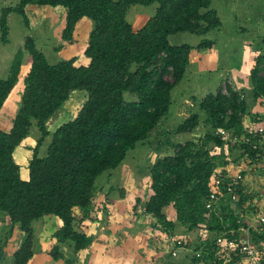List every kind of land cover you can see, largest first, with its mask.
<instances>
[{
  "label": "trees",
  "instance_id": "16d2710c",
  "mask_svg": "<svg viewBox=\"0 0 264 264\" xmlns=\"http://www.w3.org/2000/svg\"><path fill=\"white\" fill-rule=\"evenodd\" d=\"M211 2L18 0L15 7L1 10L3 44L7 43L9 33L8 15H18L28 27L26 8L30 6L65 10L61 40L66 44L73 43L81 19L93 22L84 50L86 65H77L75 58L50 65L36 48L34 39L30 36L24 39L23 50L31 57V64L23 78L12 126L8 132L0 130V217L7 219L11 229L17 227L24 237L12 255V264H27L32 258L31 224L45 216H53L61 223L54 234L58 243H71L74 253L90 247L93 237L81 225L90 218L96 182L103 173L116 169L137 144L147 141L168 116L172 92L184 79L194 49L185 44L173 46L168 37L177 33L204 36L218 29L221 21ZM154 3L157 4L154 16L134 29L126 19L128 9ZM262 40L264 43V37ZM211 45V41L203 40L195 49ZM22 57L20 50L6 76L0 78V111L18 81ZM263 69L264 55L256 58L249 73L254 104H264ZM74 91L86 92L85 103L74 119L49 132L47 121L62 109ZM124 94L134 95L136 101H126ZM198 109L188 114L175 134L190 136L199 125L203 134L172 144V153L149 169L150 194L137 198L133 210L143 208L142 213L154 219L153 227H158L162 236H176L177 228L187 234L198 233L196 243L191 239V251L184 252L191 256V264H232L239 257L232 256L227 262L217 259L216 239L237 237L244 227L250 244L263 250L264 227L250 225L258 216H264L256 215L263 199L262 194L258 198L256 191L243 185L245 171H242L232 200L226 191L229 180L225 167L242 161L244 166L254 165L253 170L259 165L264 170V133L257 136L261 143L256 142L255 150L252 143L244 142L250 128L245 118L250 111L246 99L231 86L226 93L218 88L207 94L198 102ZM251 116L252 123H260L259 118ZM33 127L39 136L27 165L28 179L23 180L13 155ZM220 131H225L228 137L220 135ZM48 137L51 139L46 154L40 157L39 149ZM213 148L224 153L223 159L213 153ZM234 150L239 156L233 161L226 160L229 156L226 151ZM215 173L221 179L220 196L211 208H206ZM169 207L174 214L172 219L165 214ZM197 252L199 257L195 255ZM51 255L55 260L62 257L56 247ZM66 264L74 263L66 261Z\"/></svg>",
  "mask_w": 264,
  "mask_h": 264
},
{
  "label": "rangeland",
  "instance_id": "374dc122",
  "mask_svg": "<svg viewBox=\"0 0 264 264\" xmlns=\"http://www.w3.org/2000/svg\"><path fill=\"white\" fill-rule=\"evenodd\" d=\"M17 4L18 0H0V16L2 9L13 8ZM211 7L216 10L221 21L218 29L204 36L177 33L168 37V42L173 46L185 44L194 48L184 80L175 89L169 114L159 123L158 129L147 141L137 144L134 150L128 152L123 162L115 169L116 172L130 169L129 178L123 187L116 173L114 177L100 180L98 192H95L92 201L95 211H91L90 218L84 220L81 225V229L93 237L90 247L74 253L71 243H58L54 234L61 223L53 216H45L31 224L34 236L33 256L27 264H66V261H72L74 264H191V256L184 252H178L177 257L166 253L165 250L168 249H164L160 241L164 236L157 231L158 227H153L154 219L144 215L143 208L139 207L135 211L133 206L137 198L149 196V169L158 160L172 153V144L186 138H198L203 134L202 125L190 136L176 135L175 130L188 114L199 111L198 102L207 94L215 92L218 88L226 91L227 87L231 86L246 99L250 111V116L245 118L246 124H252L253 115L260 119V125L264 128V104L253 103L249 83V73L256 58L264 55V0H212ZM156 9V3L150 6L134 5L128 9L126 19L134 29H139L154 16ZM26 15L28 27L18 15H8L7 43L0 42V78H4L8 73L14 55L20 50L23 52L18 81L0 111V130L4 132H8L12 126L23 89V78L31 64V57L23 50L25 37L34 39L36 48L50 65L71 58H75L77 65H86L88 61L84 57V50L89 32L93 28L92 21L81 19L76 26L73 43L66 44L61 40L65 21L63 8L30 6L26 8ZM203 40L211 41L212 45L201 50L195 49ZM261 75L264 76V69ZM86 96L85 91L72 92L62 109L47 121L49 132L53 133L60 125L74 119L85 103ZM124 99L136 101V97L131 94H124ZM38 136L36 128L33 127L27 138L14 151V161L20 168L21 178L27 175V165ZM50 139L48 137L39 149L40 157L45 156ZM213 153L219 154L221 158L225 156L217 148H213ZM226 154L229 156L225 159L230 161L239 156L237 150L232 153L226 151ZM243 163L241 161L235 165H226L225 168L235 175L239 170L237 166L242 165V170L245 171L243 185L256 191L258 198H261L259 195H264L262 166L259 165L258 169L253 170L255 166L248 167ZM106 186L113 187L107 191ZM261 199L264 200V197ZM263 204L264 201L259 202L256 215L264 214ZM75 213L79 212L76 210ZM165 214L169 219L174 217L170 207L165 209ZM246 215L255 217L254 214ZM198 235L191 233L189 237L196 243ZM23 239L17 227L11 229L7 219L0 217V264H12V255ZM55 247L62 256L58 260L51 255Z\"/></svg>",
  "mask_w": 264,
  "mask_h": 264
},
{
  "label": "built area",
  "instance_id": "2783aa9c",
  "mask_svg": "<svg viewBox=\"0 0 264 264\" xmlns=\"http://www.w3.org/2000/svg\"><path fill=\"white\" fill-rule=\"evenodd\" d=\"M226 93V91H223ZM250 128L247 131L246 137H244L245 143H252V149H257V143L258 140L261 143V140L259 139L262 133H264V128L260 125V123H252L249 124ZM220 135L224 137H228V134H226L225 131H220ZM256 139V141H254ZM234 141L237 140V137L233 138ZM254 141V142H252ZM264 164V161H263ZM254 166V165H253ZM239 170H237V174L232 175L230 174V170L228 168H225L227 172V179L229 182L226 183V191L228 194H230L231 199H235V191L236 187L240 184V181L242 179L241 171L242 165L237 166ZM221 179L218 174H213L211 177V193L209 194L206 208H211L217 201L220 196V185ZM264 197V195L262 196ZM250 225H257V226H263L264 227V216H258L252 224ZM184 234H178L176 236H170V235H164V238L162 241V247L165 250L166 253H168L171 257H177L178 252L183 251L185 253L191 251L190 245H191V238ZM247 229L242 227L240 229V234L237 237H231L228 240H224L223 238H217L216 239V245L217 250L215 252L216 257L218 260H222L224 262H227L229 259H231L232 256L239 257L237 262L232 264H264V249L263 250H257L254 248L250 242L247 236ZM204 240V236H201V241ZM196 257L200 256V253H195Z\"/></svg>",
  "mask_w": 264,
  "mask_h": 264
},
{
  "label": "crops",
  "instance_id": "0c3cea01",
  "mask_svg": "<svg viewBox=\"0 0 264 264\" xmlns=\"http://www.w3.org/2000/svg\"><path fill=\"white\" fill-rule=\"evenodd\" d=\"M187 71V70H186ZM184 80V79H183ZM182 80V81H183ZM177 88V87H176ZM175 88V89H176ZM175 89L173 90V92H172V103H173V93H174V91H175ZM13 158H14V155H13ZM124 166H125V164H123ZM128 167V166H127ZM115 170V169H114ZM111 172V171H110ZM110 172H106L107 174H103V175H101V178L99 179L98 178V180H97V182H96V191L95 192H98V190H97V188H98V185H99V182H100V180H102V179H106V178H108V177H111V176H113L114 177V175H115V173L117 174V177H118V181L120 182V183H123L122 184V186L121 187H123V185H124V183L125 182H127V180H128V178H129V175H130V169L128 168V169H126L125 168V171L124 172H121V171H119V172H116V170L113 172V173H110ZM107 175V176H106ZM20 176H21V172H20ZM22 177V176H21ZM23 180H27L28 179V171H27V175L25 176V178H22ZM107 180V179H106ZM112 182V181H111ZM113 186H110V187H107L106 186V189L105 190H107V191H110L111 190V188H112ZM120 189H122V188H120ZM103 191H104V189H103ZM150 194V193H149ZM148 194V195H149ZM143 199V198H142ZM120 200H122V199H120ZM264 201V200H263ZM118 205V202H117V204L115 205V207ZM264 205V204H263ZM105 206V205H104ZM93 207H94V204H93ZM264 207V206H263ZM76 211V210H75ZM74 211V212H75ZM93 211H95V208H92V212ZM77 214V213H76ZM177 231H176V233H177V235L179 234V233H182V234H184L185 233V231L183 230V229H181V228H177L176 229ZM191 234V233H190ZM186 235H189V234H186Z\"/></svg>",
  "mask_w": 264,
  "mask_h": 264
}]
</instances>
